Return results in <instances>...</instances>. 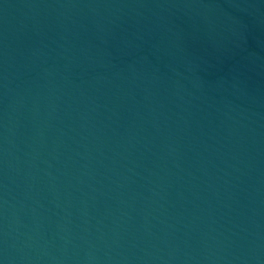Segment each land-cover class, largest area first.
Returning <instances> with one entry per match:
<instances>
[{
	"label": "water",
	"instance_id": "water-1",
	"mask_svg": "<svg viewBox=\"0 0 264 264\" xmlns=\"http://www.w3.org/2000/svg\"><path fill=\"white\" fill-rule=\"evenodd\" d=\"M0 264H264V0H0Z\"/></svg>",
	"mask_w": 264,
	"mask_h": 264
}]
</instances>
